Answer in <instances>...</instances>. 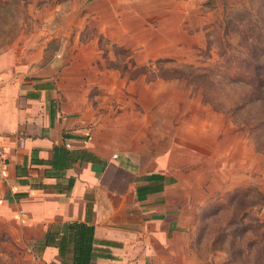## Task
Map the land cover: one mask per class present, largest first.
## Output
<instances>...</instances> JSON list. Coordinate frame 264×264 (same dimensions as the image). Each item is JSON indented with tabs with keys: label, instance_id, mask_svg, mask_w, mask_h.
<instances>
[{
	"label": "rangeland",
	"instance_id": "374dc122",
	"mask_svg": "<svg viewBox=\"0 0 264 264\" xmlns=\"http://www.w3.org/2000/svg\"><path fill=\"white\" fill-rule=\"evenodd\" d=\"M52 63L87 139L178 172L202 264H264V0H0V85ZM16 226L0 264H37Z\"/></svg>",
	"mask_w": 264,
	"mask_h": 264
},
{
	"label": "crops",
	"instance_id": "0c3cea01",
	"mask_svg": "<svg viewBox=\"0 0 264 264\" xmlns=\"http://www.w3.org/2000/svg\"><path fill=\"white\" fill-rule=\"evenodd\" d=\"M24 72L0 85V144L8 159L0 184V229L18 225L32 252L55 224L87 222L94 228L90 264H202L182 230L186 198L178 172L120 165V151L114 156L95 137L87 139V120L76 123L75 110L84 107L68 105L65 68L52 63ZM58 145L86 149L105 164L77 161L57 171L49 161ZM32 253L37 264L60 261L53 245Z\"/></svg>",
	"mask_w": 264,
	"mask_h": 264
},
{
	"label": "trees",
	"instance_id": "16d2710c",
	"mask_svg": "<svg viewBox=\"0 0 264 264\" xmlns=\"http://www.w3.org/2000/svg\"><path fill=\"white\" fill-rule=\"evenodd\" d=\"M77 161H96L105 164L104 161L94 159L93 154L86 149L70 150L63 145L53 147L49 163L53 169L62 171ZM147 179H162V175H149ZM72 183L73 179L70 178L67 187L70 188ZM93 230V225L87 222L72 221L55 224L44 239L34 242L32 248L37 245L38 248L34 249L39 253L46 246H56L60 261L50 264H90L95 255Z\"/></svg>",
	"mask_w": 264,
	"mask_h": 264
},
{
	"label": "built area",
	"instance_id": "2783aa9c",
	"mask_svg": "<svg viewBox=\"0 0 264 264\" xmlns=\"http://www.w3.org/2000/svg\"><path fill=\"white\" fill-rule=\"evenodd\" d=\"M8 168V159L5 155L4 148L0 144V184L2 183Z\"/></svg>",
	"mask_w": 264,
	"mask_h": 264
}]
</instances>
